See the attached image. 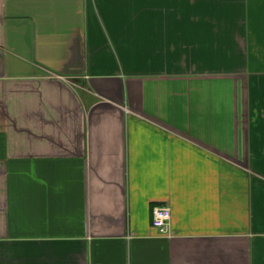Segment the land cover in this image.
Listing matches in <instances>:
<instances>
[{"label": "crops", "instance_id": "obj_1", "mask_svg": "<svg viewBox=\"0 0 264 264\" xmlns=\"http://www.w3.org/2000/svg\"><path fill=\"white\" fill-rule=\"evenodd\" d=\"M0 264H264V0H0Z\"/></svg>", "mask_w": 264, "mask_h": 264}, {"label": "built area", "instance_id": "obj_2", "mask_svg": "<svg viewBox=\"0 0 264 264\" xmlns=\"http://www.w3.org/2000/svg\"><path fill=\"white\" fill-rule=\"evenodd\" d=\"M171 217V209L168 206H156L152 211V225L161 235H167Z\"/></svg>", "mask_w": 264, "mask_h": 264}]
</instances>
